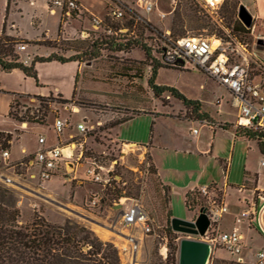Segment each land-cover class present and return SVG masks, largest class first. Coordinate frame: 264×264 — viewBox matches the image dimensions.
I'll use <instances>...</instances> for the list:
<instances>
[{
	"label": "rangeland",
	"instance_id": "374dc122",
	"mask_svg": "<svg viewBox=\"0 0 264 264\" xmlns=\"http://www.w3.org/2000/svg\"><path fill=\"white\" fill-rule=\"evenodd\" d=\"M124 1L130 2V5L136 9V13L149 16L151 21L157 25L154 27L161 35L163 31H169L172 39L184 36L212 35L219 32V27L210 19L209 14L204 9L202 0H145L153 4V11L149 14L143 12L135 4V0ZM2 2L3 0H0L1 15L4 13ZM82 2L97 14L106 16L108 10L104 8V0H82ZM245 3L246 7L244 6ZM239 10L245 11L249 16L250 29L246 32H242L241 26L236 20ZM159 12L165 13L166 17L160 20ZM218 16L221 18L224 27L231 28L233 26L242 35L245 33L243 37L247 43L252 42L253 36L264 33V0H223L218 10ZM20 23L24 32L29 36L35 34L30 31L27 19H22ZM45 24L51 32V36L54 37L55 18H47ZM78 26L77 21L69 25L68 32L73 38L69 42H62L63 33H61L57 40V47L54 48L57 54L69 57L74 53L64 49L71 48L82 51L86 48V44L79 42L76 38L74 29H78L76 28ZM135 31L138 32L139 30L135 29ZM141 37L144 39L143 36ZM137 50L139 49H135L128 55L103 52L101 58L84 64L87 74H80L77 88L85 93L89 91L90 93H86L87 96L70 100L60 98L57 95H49L43 99L33 96L15 97L11 110L19 118L21 117L23 122L15 121L7 116L8 99L11 92L0 89L2 92L0 93V132L11 135L10 147L15 155L19 156L23 153L21 149L23 144L30 150L29 154H35L40 148L39 136L46 138L47 144L63 142L62 144H71V148H73L70 149L73 150V153L69 159L67 157L70 150L62 149L63 158L61 161L68 162L70 168L67 167V164H62L60 171L51 176L50 179L43 181L38 180L36 169H30L34 166L28 163V159H25L21 165H17L18 163L9 165L7 160L2 159L0 151V186L9 189L14 194L15 199L21 201L20 204L17 203L21 223L31 222L35 214L53 224H62L64 220L69 219L80 225L86 224L100 240L112 243L117 249L122 264H167V260H163L159 254L162 238L166 237L169 243V237L172 236L168 233L170 229V218L167 216L168 189L164 185H169L174 194L178 193L174 188L181 189L190 176L198 173L199 160L198 154L190 155L183 152L172 153L160 148L152 149L153 155L151 157H155L163 185L156 176L153 166H151L153 164L148 158L147 151L143 152V149L137 147H126L120 143L121 141L131 142L133 140L138 144L148 143L152 133V117L141 115L136 119L111 128L112 125L128 116H122V118L106 116V114H110L108 107L102 102L107 99H115V97L103 94L112 93V86L102 82V69L111 68L112 74L109 76L121 77L120 86L126 87L128 92L132 91L135 88V85L131 83L133 78L144 77L145 63L151 64V61H145L142 54ZM16 52L23 56L30 54L29 50L19 51L16 49ZM125 75L129 82H124L123 77ZM254 81L261 82V79L256 77ZM156 83L173 87L187 99L201 101L205 106H209V103L219 96L223 97V101L228 99L222 86L200 74L189 64H185L183 68L179 69H169L168 67L159 69ZM124 100L129 103L133 102V99L130 98ZM160 104L162 105V103ZM223 104V108L230 109L231 112L235 111L228 108L224 102ZM110 105L112 110H117L120 107L115 103ZM170 107L175 113L179 109H185L181 102L175 98H172ZM164 108L170 109L169 107ZM178 115L182 116L183 112L178 113ZM57 118L66 121L65 130L61 134H58L54 128V120ZM78 123H84L87 127L88 130L84 135L79 134L76 130ZM163 125L165 131L171 136L179 134L188 140L192 139L190 128L193 125L185 121L174 119V121L163 122ZM66 140L68 141L66 142ZM241 147L243 152L241 155H239V145L235 148L230 181L246 182L249 186H253L256 177L258 188L264 190V163L260 165V162H264V155L259 153L254 144L243 143ZM79 153L82 154L81 158H78ZM91 161L102 167L99 172L104 178L108 172L109 182L105 187L88 180L85 176V170L90 166ZM212 164L216 171V180L221 182L224 175L223 170L217 160H214ZM73 170L75 171L73 172ZM31 174H34V179L29 177ZM13 175L22 176L25 182L30 183L31 187H27L24 191L20 187V182H6V177ZM19 181L21 180L19 179ZM113 187L119 189L122 195L116 202L107 200L106 193ZM93 194L99 197V203L90 208L87 203ZM174 194L172 193L170 197L173 217L186 220L190 217L191 211L187 212L182 199ZM197 194L198 207L195 208H210L207 196ZM250 195L251 191L242 193L237 188L230 189L227 193V205L229 206L227 208H229L230 213L223 214L218 225L229 226L232 221L234 223V219L240 215L243 209H246L245 205L242 208L237 205L239 200L243 197L250 199ZM215 197L217 202L223 198L221 192H216ZM131 201L137 202L147 213L153 228L152 234L144 236L139 227H128L121 222L122 212ZM198 211L195 210V217L198 215ZM233 214L238 215L233 219ZM239 226L246 229L247 223L243 222ZM254 232V230L250 232L252 245L263 246L264 243L261 238ZM127 235L135 237V248L132 243L119 237ZM175 235L177 236V244L182 238L202 240L199 236L179 233H175ZM236 258L224 249L215 248L211 250L206 264H230L235 263L233 260ZM244 262L250 264L247 259H244Z\"/></svg>",
	"mask_w": 264,
	"mask_h": 264
},
{
	"label": "trees",
	"instance_id": "16d2710c",
	"mask_svg": "<svg viewBox=\"0 0 264 264\" xmlns=\"http://www.w3.org/2000/svg\"><path fill=\"white\" fill-rule=\"evenodd\" d=\"M18 0H7L5 8V19L0 31V71L11 72L19 70L25 77H30L38 85L36 64L47 62L67 63L77 61L79 63H87L96 61L101 58L102 53L113 54H131L135 49L142 54L145 61H151V64L145 63V76L135 77L131 81L135 86L132 91H126V87L120 86L121 77L109 76L112 74L111 68H103L101 75L102 82L112 86L114 91L120 92V99L124 116L129 113L135 115L141 111L136 109L146 104V93L150 92L151 97L159 100L163 105L167 99L175 98L181 102L183 107L189 112V117L205 116L200 110V103L197 100L187 99L177 89L169 86H163L156 83L158 70L168 67L169 69H179L165 65L161 61L162 51L164 50L165 40L161 33L153 25L142 19L136 9L130 6L126 11L125 17L119 22L111 21L107 16H104L105 24L111 27V32L107 33L106 27L97 31H89L88 37L82 38L80 31L90 29V15L86 12L83 14V19H71L79 23L78 29H74L79 42L86 44V48L82 51L71 48L64 49L67 52L72 51L74 54L69 57L52 52L47 56H34L30 63L25 64L21 61L19 54L16 52V47L23 44L26 46L45 47L49 49L56 48L57 40L63 33L62 24L70 23L61 14V21L57 29V38L54 40L47 39L42 35L39 40L26 41L16 36H12L7 32V18L11 9L17 5ZM29 1V0H24ZM58 9V8H57ZM84 22L88 23L89 27L84 28ZM123 27L126 32H118V28ZM135 29L139 32H136ZM143 36L144 39L141 37ZM171 36V35H170ZM180 38V37H178ZM175 38L174 40L178 39ZM71 39H62V42H69ZM153 43V44H151ZM140 54V55H141ZM84 59V60H83ZM124 82H129L128 77H123ZM146 84L144 89L143 84ZM109 95V94H108ZM30 95H15V97ZM60 98L61 95H57ZM112 97L116 96L110 95ZM14 97V98H15ZM38 99H43L40 96H33ZM14 98L10 103L8 117L23 122L24 120L12 112ZM133 99V102H127L124 99ZM115 99H110L111 103H115ZM63 101L67 102V100ZM116 104V103H115ZM118 108V109H119ZM186 114V116H187ZM180 117V116H179ZM129 117L120 120L112 127L127 121ZM65 130V129H64ZM63 130V131H64ZM237 134L241 133L248 139L256 140L261 153L264 154V133L255 132L244 127H237ZM11 135L0 132V151H5L10 148ZM150 159V157H148ZM24 160L18 162L17 165L24 163ZM93 162V161H91ZM153 166V165H151ZM153 170L155 171L154 167ZM156 173V171H155ZM107 200L115 202L122 197L121 192L116 187L108 190ZM197 192L186 194L185 204L189 210H192L197 205ZM168 203V198H167ZM167 216L170 218L169 211ZM172 235L169 237L167 264H176V255L178 254V244L176 243L177 236L175 232L168 230ZM235 262V261H234ZM0 264H122L116 247L107 241L100 240L89 228L80 225L69 219L64 220L62 224H53L44 219L42 216L35 214L29 223L20 222V212L17 207V200L14 194L6 187L0 186ZM240 264V263H230Z\"/></svg>",
	"mask_w": 264,
	"mask_h": 264
},
{
	"label": "crops",
	"instance_id": "0c3cea01",
	"mask_svg": "<svg viewBox=\"0 0 264 264\" xmlns=\"http://www.w3.org/2000/svg\"><path fill=\"white\" fill-rule=\"evenodd\" d=\"M51 0H18L17 5L14 6L11 11L8 14L7 18V32L12 35L19 37L21 39H24L26 41H35L39 40L42 35H45L47 39L54 40L57 38V29L59 26V23L61 21V11L57 8L53 9L51 11L49 9L48 4ZM78 3L81 5L83 10L88 14H93L97 17H102L104 15L97 14L96 12L92 11L88 6H86L82 0H77ZM247 2V1H246ZM7 0H3L2 7H4V13L1 15L0 12V31L2 29V25L4 23L5 19V8H6ZM106 9V1L104 0ZM246 7V3L244 4ZM1 11V10H0ZM139 13V12H138ZM140 17L147 21L148 23L152 24L153 26L157 27L149 16H146L143 13H139ZM55 18V33L54 37L51 36V32L48 30L45 20L47 18ZM27 19L29 21L30 31H33L35 34L32 36H29L26 32H24L23 28L21 27V20ZM76 21H70V23H63V39H71L70 32H68V27L70 24H74ZM78 23V22H77ZM83 26L84 28L89 27L88 23L84 22L83 24H80V26ZM78 28V27H76ZM24 50H29L30 54L23 56L22 54H19L20 59L25 64L30 63L32 58L34 56H47L52 52H55L53 49L45 48V47H34V46H28ZM86 64V63H84ZM83 63H79L77 61L67 62V63H58V62H47V63H38L36 64V70L37 75L39 78V85L35 84V81L30 77H25L23 73L19 70H12L11 72L5 73L0 71V89H4L7 91H10L11 96L8 99V109H7V116L10 109V103L12 99L15 97V95H30V96H41V97H47L49 95H61L64 99H73L80 96H87L84 91H79L77 88L78 80L80 79V74H87L86 69L84 68ZM144 89H146V84H143ZM112 93H103L106 95H113V96H120L119 91H114L113 89ZM225 93H227L228 99L223 101V97L219 96L214 99L213 102L209 103V106H205L201 101L200 103V110L202 113L205 114V116L201 117H193L187 115L186 109H179L176 113L172 110L171 101L172 99H167V103L165 105H161L159 100H155L151 97V93H146V104L144 106H140L137 108V111H141L138 114L131 115L129 113L127 116L129 119L127 121H124L116 126L122 125L130 120L136 119L141 115H149L152 117V133L150 135L149 141L146 144H138L135 140L133 141H121V145H124L126 147H137L140 149H143L144 151H147L148 156L151 159V163L153 164V167L156 171V176L158 177L159 181L162 183V180H160V172L157 168L155 157H151L153 155L152 149L154 148H160L164 149L168 152H183L188 154H198V168L199 171L196 175L190 176L189 180L182 186L180 191L178 189H175L178 193L172 192V188H170L169 185H163L168 189V207L167 211H169L170 219L173 218L172 209L170 207V197L173 193L174 195L180 197L184 203V207L187 212L191 211V215L186 220H193L195 217V210H199L197 205L194 206L195 210H189L186 207L185 204V198L186 194L190 192H197L199 193L201 188H207L209 193H215V192H221L222 193V201L227 205L228 196L227 193L230 189H238L242 193L251 191L250 199L247 197H243L239 200L238 206L243 207V205L246 206V209H243L242 211L251 210L252 216L249 222L247 223V228L242 229L240 226V231L244 230L242 232L245 243H246V250L241 252L240 258L244 261V259H247L249 263H253L255 260V254L257 252L264 251V245L257 247L255 245H252L253 243L252 238L250 237V232L254 230L255 234L261 238L262 242L264 243V190L258 188L257 181L255 177L254 185L249 186L246 182H234L230 181V174H231V166L233 163V159L235 156V148L237 145H239V155H241L243 152L241 151L242 144H254L257 147V150L261 155H264L260 152L258 143L256 140L248 139L241 133L237 132L236 127V119L238 116V112L235 108L231 106V97L228 91L224 88ZM0 93L1 90H0ZM90 93V92H89ZM90 99L91 97L88 96ZM117 105H121L122 101L115 99L114 100ZM223 102L227 105L228 108H232L235 111L231 112L230 109L223 108ZM102 103H105V105L108 107V112L110 115L106 114V116H111V118H122L124 116V110L122 108H119L117 110H112L111 107V101L110 99L104 100ZM164 107H169L170 109H165ZM183 108V107H180ZM183 112V115L179 117L178 113ZM174 119L185 121L188 124H191L190 128V134L192 135V139L188 140L184 136H180L179 134L170 135L165 131V127L163 125V122L165 121H174ZM24 125V124H23ZM114 126V127H116ZM196 130L194 133L193 131ZM42 138L41 136H39ZM68 140H66L67 142ZM264 142V139L262 140ZM63 142H57L56 144H47V139L44 138V143L39 144L40 148L38 150L47 149L50 147H53L55 145H60L62 149H73L71 148V144H62ZM70 147V148H69ZM22 154L15 155L11 149V147L8 149V158L7 163L9 165L15 164L20 162L23 159H28V163L31 166H34V168L30 167V169H36L38 173V166L33 162V157L35 154H29L30 150L27 146L24 144L21 147ZM73 150H70V153L67 157V159L71 158ZM36 153V152H35ZM30 158V159H29ZM62 158H63V152H62ZM214 160H217L223 170V177L222 181L216 180V171L212 164ZM263 162V161H262ZM68 162L61 161L59 171L62 168V164L66 165ZM261 163V162H260ZM264 163V162H263ZM209 164V165H208ZM69 165L67 164V167ZM70 168V166L68 167ZM75 170H73L74 172ZM38 178V174L36 175ZM31 179H34V174L29 175ZM7 179L10 180V182L15 183L20 182L21 189L26 191L27 187H31L30 183L25 182L22 176L13 175L7 176ZM19 179L21 181H19ZM162 179V178H161ZM39 180V179H38ZM88 191V190H87ZM18 204L21 203V201H17ZM227 207H229L227 205ZM241 211V212H242ZM229 208L226 213L229 214ZM238 214H233V219ZM223 220V219H222ZM255 224V226H254ZM84 226H87L86 224H83ZM234 223H232L229 226H221L219 225L221 230H230L233 228ZM87 228H89L87 226ZM223 228V229H222ZM134 237L133 235H131ZM121 239L125 240L124 236H119ZM135 238V237H134ZM136 240V239H135ZM235 261V259L233 260Z\"/></svg>",
	"mask_w": 264,
	"mask_h": 264
},
{
	"label": "built area",
	"instance_id": "2783aa9c",
	"mask_svg": "<svg viewBox=\"0 0 264 264\" xmlns=\"http://www.w3.org/2000/svg\"><path fill=\"white\" fill-rule=\"evenodd\" d=\"M106 16L113 22H119L130 9V2L124 0H105ZM204 9L219 27L218 34L184 36L176 40L172 39L169 31H163L162 38L165 40V48L162 51L161 61L168 66L183 68L189 64L200 74L206 76L214 83L225 88L231 97V106L238 112L236 127H244L255 132L264 133V33L253 36L252 42L244 41L240 31L224 27L221 18L218 16V10L223 0H202ZM143 12L149 14L153 11V4L145 0H135ZM49 9L58 8L63 17L70 21L71 19H83L85 11L77 0H51L48 4ZM133 8V7H132ZM90 15V29L80 31L82 38L88 37L89 31H97L106 27L107 33L111 32V27L105 24L104 18ZM159 19L166 17L165 13L159 12ZM242 32L250 28L245 26L242 21L236 17ZM118 32H126L123 27L118 28ZM17 50L25 49L23 44L16 47ZM260 77L261 82H255L254 79ZM66 127V121L61 119L54 120V128L58 134H61ZM76 130L84 135L87 127L84 123H78ZM194 133L196 130L193 131ZM39 144L44 143V138L38 139ZM8 150L1 152L3 160L8 158ZM82 154H78L81 158ZM62 158V147L55 145L47 149L38 150L33 162L38 166V179L40 181L50 179L59 171ZM263 165V162L260 163ZM102 167L90 162V166L85 170V176L88 180L101 184L105 187L108 182V172L106 177L99 172ZM6 182H10L6 178ZM200 194L207 196L210 208L203 207L204 213L209 220V226L202 237L207 242L211 250L221 248L236 256L235 262L247 264L241 258V252L247 247L244 236L240 231L239 224L249 222L252 216L251 210L243 211L234 219V226L230 230H221L218 222L221 216L227 213V205L222 201L215 199L216 192L209 193L207 188H201ZM99 203V197L92 195L87 206L95 207ZM200 210V209H199ZM199 213V211H198ZM195 218V217H194ZM125 226L139 227L142 235L152 234L153 228L151 221L144 209L134 201H131L122 212V221ZM217 225V226H216ZM126 241L136 246L135 238L131 235L124 236ZM159 254L163 260L167 258L168 241L166 237L161 240ZM250 264H264V251L255 254V260Z\"/></svg>",
	"mask_w": 264,
	"mask_h": 264
},
{
	"label": "water",
	"instance_id": "95a60500",
	"mask_svg": "<svg viewBox=\"0 0 264 264\" xmlns=\"http://www.w3.org/2000/svg\"><path fill=\"white\" fill-rule=\"evenodd\" d=\"M237 17L249 27V16L243 10H239ZM120 207V206H118ZM209 226V220L203 209L191 221L176 217L170 219V228L173 232L183 235L203 237ZM211 253L210 245L203 240L182 238L178 242L177 264H206Z\"/></svg>",
	"mask_w": 264,
	"mask_h": 264
},
{
	"label": "bare ground",
	"instance_id": "6f19581e",
	"mask_svg": "<svg viewBox=\"0 0 264 264\" xmlns=\"http://www.w3.org/2000/svg\"><path fill=\"white\" fill-rule=\"evenodd\" d=\"M23 127H25V124L23 125Z\"/></svg>",
	"mask_w": 264,
	"mask_h": 264
}]
</instances>
